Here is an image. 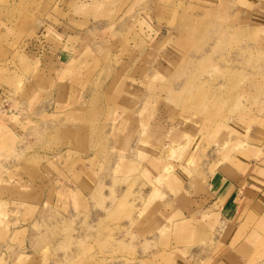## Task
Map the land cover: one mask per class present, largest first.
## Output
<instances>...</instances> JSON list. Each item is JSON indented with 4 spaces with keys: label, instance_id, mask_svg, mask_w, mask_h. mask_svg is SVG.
I'll return each instance as SVG.
<instances>
[{
    "label": "rangeland",
    "instance_id": "374dc122",
    "mask_svg": "<svg viewBox=\"0 0 264 264\" xmlns=\"http://www.w3.org/2000/svg\"><path fill=\"white\" fill-rule=\"evenodd\" d=\"M58 1L0 0V45L9 50L7 55H0V181L3 176L20 178L23 194L32 187L47 197L39 207L0 201V264H170L166 250L178 244L181 235L176 234L171 242L172 231L161 230L157 213L163 200L139 175L146 154L138 146H124L115 134L116 124L109 120L63 116L49 120L41 115L46 104L36 109L32 106L33 96L39 95L32 85L47 93L54 80L81 79L77 64L82 60L88 70L85 73L90 75L103 65L121 64L118 60L123 58L121 53L112 58L110 50L98 49L91 63L87 54L77 53L67 61V72H45L47 65L60 69L65 61L54 60L42 49L44 43L42 47L27 46L48 22H59L53 16H64L62 9L51 8ZM130 1L125 0L111 20H118ZM145 1V8L137 12ZM187 2L135 0V12L129 13L132 22L126 28V21L121 23L123 29H109L111 37L122 38L134 49L139 34L133 22L145 13L151 16L154 29L177 31L187 26L197 31L183 61L169 77L167 93L162 98L147 99L138 113L147 120L162 110L170 123L182 111L216 120L224 116L232 120L247 115L253 118L264 102L262 41L246 29L220 24L206 11L195 15L197 9ZM164 11L166 20H156L155 16ZM103 37L101 33L96 41L102 44ZM79 157L93 158L98 176L93 191H68L59 179L62 185L57 182L49 192L50 184L42 178L46 170L40 169L42 164L57 161L66 165ZM15 185L0 183V196H7L12 189L6 187ZM11 225L21 230L14 234ZM186 228L180 230L184 237Z\"/></svg>",
    "mask_w": 264,
    "mask_h": 264
},
{
    "label": "crops",
    "instance_id": "0c3cea01",
    "mask_svg": "<svg viewBox=\"0 0 264 264\" xmlns=\"http://www.w3.org/2000/svg\"><path fill=\"white\" fill-rule=\"evenodd\" d=\"M124 2L60 0L51 5L62 9L64 16H53L59 22H48V27L41 29L27 46L42 47L44 43L42 49L54 60L65 61L60 69L47 65L45 72H67V61L77 53L87 54L91 63L98 49L110 50L112 58L121 53L123 58L118 60L121 64L103 65L90 75L85 73L88 70L82 60L77 64L81 79L54 80L47 93L32 85L39 94L33 96L32 106L36 109L46 104L41 115L49 120L55 116L109 120L116 124L115 134L124 146H138L146 154L139 175L163 200L157 213L161 230L172 231L171 242L176 234L181 235L179 243L166 250V255L171 256L170 264H264V102L253 118L247 115L232 120L224 116L216 120L182 111L170 123L162 110L153 119L142 118L138 113L142 104L167 93L169 77L183 61L197 31L187 26L177 31L154 29L151 16L144 12L133 22L139 34L137 48H128L122 38L111 37L109 31L126 28L132 22L133 15L129 13L135 12V0L129 2L122 16H117L118 20H111ZM146 2L137 12L145 8ZM189 2L197 9L195 15L206 11L224 26L248 30L264 45V0ZM166 11L157 14L156 20H166ZM101 33L104 40H110L102 39V44L96 41ZM8 52L6 46L0 45V55ZM92 159L79 157L66 165L57 161L43 163L40 169L46 168L42 178L50 184L49 192L61 179L68 191L91 193L98 182ZM56 168L59 171H54ZM2 178L0 183L11 182L16 187L7 186L12 190H5L7 196L1 195V202L31 207L46 203L47 197L40 189L29 187L23 194L24 182L20 178ZM11 226L14 234L21 230ZM184 227L186 237L180 234Z\"/></svg>",
    "mask_w": 264,
    "mask_h": 264
}]
</instances>
